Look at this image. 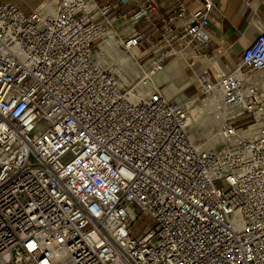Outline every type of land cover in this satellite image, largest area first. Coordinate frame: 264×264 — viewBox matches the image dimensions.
<instances>
[{
  "label": "built area",
  "instance_id": "obj_1",
  "mask_svg": "<svg viewBox=\"0 0 264 264\" xmlns=\"http://www.w3.org/2000/svg\"><path fill=\"white\" fill-rule=\"evenodd\" d=\"M100 1L30 14L0 3V264H264V97L248 84L264 71V33L216 85L200 78L203 101L222 94L220 147L206 150L188 105L154 77L182 49L209 46L214 0H174L157 40L117 28L157 0ZM109 31L143 54L132 88L99 63ZM139 213L154 227L136 238Z\"/></svg>",
  "mask_w": 264,
  "mask_h": 264
},
{
  "label": "crops",
  "instance_id": "obj_2",
  "mask_svg": "<svg viewBox=\"0 0 264 264\" xmlns=\"http://www.w3.org/2000/svg\"><path fill=\"white\" fill-rule=\"evenodd\" d=\"M56 1L0 0V3L13 4L23 13L30 14L44 7L53 10L56 7ZM173 1L157 0V10L150 12L148 18L135 26L130 25L129 15L127 19L117 24L120 34L126 36L132 32H139L157 40L160 37L163 21L170 15ZM214 4L210 23L205 29L209 46L202 48L197 45L182 49L171 57L164 65L163 71L154 77L155 84L166 98L178 103L190 104V108L194 106L193 101L195 102L203 95L200 78L204 76L208 85H216L221 76L231 73L242 65L244 50L264 33V0H214ZM103 5L104 3L100 0H89L91 9ZM122 9L130 10L129 7ZM198 9L196 5L191 6V12ZM110 33L112 34V31L107 32L106 36L109 37ZM120 52L123 54L121 50ZM123 55H130L134 62L135 58L143 56L139 51ZM116 58L117 63H110L109 61H112L110 57L107 64H116L117 70H122L125 66L120 58ZM120 81L129 87L123 79ZM248 84L255 86L264 97V71L251 72ZM216 90L218 89H207L208 98L203 102L214 98ZM250 131L254 132V129L251 128Z\"/></svg>",
  "mask_w": 264,
  "mask_h": 264
},
{
  "label": "rangeland",
  "instance_id": "obj_3",
  "mask_svg": "<svg viewBox=\"0 0 264 264\" xmlns=\"http://www.w3.org/2000/svg\"><path fill=\"white\" fill-rule=\"evenodd\" d=\"M109 37H113V39L116 41V39L114 38V36L110 33ZM107 36H105L104 40H101L98 42V44L96 45V51L98 53L99 48L105 46L106 44L108 45V38ZM117 42V41H116ZM118 44V42H117ZM124 54V53H123ZM130 56V55H129ZM112 61H109L110 63H117V58H111ZM101 65H108L107 62H99ZM116 65V64H115ZM129 69L130 68H134L135 69V76L133 78L132 84H137L139 82V80L144 76V69H141L139 66H137V64L132 60V64L131 66H128ZM133 70V69H132ZM120 70H117V73L120 77V79L122 78H127L128 76H130L131 74V70H125L122 73H119ZM127 87V86H126ZM129 88V87H128ZM217 91V95L214 96V98L217 96V100L221 98L222 94L220 91ZM215 91V92H216ZM205 95H202V97L198 100H196L195 102L193 101L194 106L192 108H190V120H189V124L192 122V113L197 110V109H202V119L200 120V122L198 124H196L193 128L191 129V135L192 138L194 139V141L196 142L197 145H201L200 147L202 148V146H205V148H209L208 147V142L210 141L211 137H215L217 138V143L212 147H220V140L218 137V128H219V121L216 120V116H215V109L214 110H207L206 106H204V102H203V98ZM187 104V103H186ZM188 105V104H187ZM216 108V106H215ZM241 126H245L246 124H240ZM191 127V124H190ZM251 134H253V132H251ZM130 219L132 220V231L134 233V236L136 238H140L143 235H145L149 230H151L154 227V221L148 216V214L143 213V214H138V217H134V215H130Z\"/></svg>",
  "mask_w": 264,
  "mask_h": 264
},
{
  "label": "bare ground",
  "instance_id": "obj_4",
  "mask_svg": "<svg viewBox=\"0 0 264 264\" xmlns=\"http://www.w3.org/2000/svg\"><path fill=\"white\" fill-rule=\"evenodd\" d=\"M119 43L117 45V42L113 39V37H109L108 38V45L106 44L103 47L99 48V51L97 53V58L99 60V62H107V60L111 57V58H120L123 62V69L120 70L119 73H122L123 71L126 70V68H128V70H131V74L130 76H128L127 78H122L124 82H127V84L129 85L130 88H132L134 86V84H132L133 81V77L135 76V69L132 67L129 69L128 66H131V56H124L120 50H119ZM133 69V70H132ZM121 85L125 87L124 83L121 82ZM215 95H217V91L214 93ZM219 100V99H218ZM216 102H217V96L215 98H211L209 100H207L206 102H204V106H206L207 110H214L215 106H216ZM190 106V104H188V107ZM190 109V108H189ZM202 109H197L195 110L191 117H192V122L191 124V128H193L196 124H198L200 122V120L202 119ZM247 135H251V131H248L246 133ZM217 138L215 137H211L210 141L208 142V149H212V147L217 143ZM201 146V145H200ZM202 149H206L205 146H202Z\"/></svg>",
  "mask_w": 264,
  "mask_h": 264
}]
</instances>
